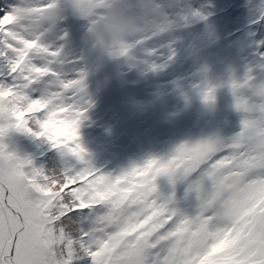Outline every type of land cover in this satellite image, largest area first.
Returning <instances> with one entry per match:
<instances>
[{
	"label": "rangeland",
	"instance_id": "rangeland-1",
	"mask_svg": "<svg viewBox=\"0 0 264 264\" xmlns=\"http://www.w3.org/2000/svg\"><path fill=\"white\" fill-rule=\"evenodd\" d=\"M237 1L87 0L88 10L82 14L77 0H0V16L17 7L56 4L51 16L33 17L21 25L26 38H39L42 46L60 53L57 57L52 53L32 55L36 66L48 67L50 72L25 91L32 99H48L61 93L62 102H71L76 110L84 109L78 129L62 118L70 106H57L41 127L48 136L13 129L0 137V143L21 159H31L36 168L44 166V159L57 149L69 167L76 170L86 165L62 152L76 155L73 149L80 145L90 165L113 178L150 159H170L186 143L217 139L230 143L242 131L245 119V114L236 108L232 82H243L251 74L257 84L264 83V34L258 38L259 43L263 41V49L254 51L253 60L242 59L234 68L224 65L230 55L225 48L249 24L245 15H234L231 20L224 17ZM260 4L259 0L249 4L251 10L258 9L253 24L264 17L262 10L255 7ZM3 39L0 36V45ZM29 43L35 46L36 42ZM12 58L11 54L0 55V83L22 84V78L11 73ZM82 73V93L63 89V82L80 79ZM209 86L215 89L212 101L205 99ZM8 95L0 93V101ZM249 96L253 103L261 102L251 90ZM28 108L34 114L44 112L50 105L33 101ZM27 114L21 111L17 120L23 121ZM33 128L38 130L35 125ZM199 179L197 175L176 177L173 183L169 176L157 174L154 183L162 201L170 199L171 207L180 216L195 218L202 210V196L211 190L210 182L205 183L203 193L193 190ZM77 193L81 208L114 205L117 196L99 187ZM90 215L86 213L83 218L85 227H91L94 239L103 241L102 247L91 254L104 256L112 245L110 235L116 232L119 218L90 221ZM45 219L47 224H33L28 229L35 233L36 240L25 255V264L37 259L42 264H70L81 255L79 248H72L73 255L66 257L57 248L65 243V237L58 238L50 216ZM216 223L228 226L227 221ZM118 238L128 237L122 233ZM79 264L90 261L84 257Z\"/></svg>",
	"mask_w": 264,
	"mask_h": 264
},
{
	"label": "snow or ice",
	"instance_id": "snow-or-ice-1",
	"mask_svg": "<svg viewBox=\"0 0 264 264\" xmlns=\"http://www.w3.org/2000/svg\"><path fill=\"white\" fill-rule=\"evenodd\" d=\"M55 7V3L17 7L0 16V36L4 38L0 55H12L11 73L23 80L22 84L0 83V93H9L6 100L0 101V137L13 129L48 136L41 127L57 106H70L62 118L79 128L84 109L76 110L71 102H62L61 93L48 99H32L25 91L50 72L48 67L36 66L32 55L52 53L57 57L60 53L42 46L39 38H26L21 25L33 17L51 16ZM77 7L85 14L87 0H77ZM30 40L36 42L35 46ZM231 87L236 108L245 119L242 131L230 143L219 139L186 143L170 159H150L115 178L91 166L80 145L73 149L76 155L62 153L77 158L86 167L48 174L33 167L31 159H21L0 143V264H25V255L36 240L35 233L28 229L33 224H47V214L57 235L65 234L61 245L64 255L71 257V249L79 248L81 255L70 264H79L84 257L90 264H264V83L257 84L249 74L243 82L233 81ZM84 88L83 73L80 79L63 82L64 90L82 93ZM249 90L261 102L253 103ZM214 93L209 86L205 99L214 100ZM33 101L48 103L50 108L33 114L28 108ZM21 111L28 114L18 121ZM157 174L169 176L173 183L176 177L197 175L200 179L192 189L200 193L210 182L211 190L202 196L201 213L195 218L182 217L171 207L170 199L162 201L154 183ZM90 187L115 192V204L81 208L77 190ZM47 189L53 195L44 196ZM49 201L53 205L50 208ZM74 212H80L79 218L72 216ZM86 213L92 214L90 221L119 218L116 232L110 235L112 245L104 256L91 254L102 247L103 241L94 239L91 227L84 226ZM217 220L227 221L228 226H219ZM122 233L127 234L126 240L118 238ZM32 264L42 262L37 259Z\"/></svg>",
	"mask_w": 264,
	"mask_h": 264
},
{
	"label": "trees",
	"instance_id": "trees-1",
	"mask_svg": "<svg viewBox=\"0 0 264 264\" xmlns=\"http://www.w3.org/2000/svg\"><path fill=\"white\" fill-rule=\"evenodd\" d=\"M243 1L244 2L242 3L241 0H238L234 5V7L230 11L224 14V17L230 20L234 15L237 14L245 15L246 18L249 20V24L245 29V31L237 37V39L235 40V42H233L232 45L225 48V53L227 52L226 50L228 49V53L230 54L227 60H224L225 63L224 65H226V68H230L232 66L233 68L236 67L238 61H241L242 59L251 58L253 60L256 56V53L254 51L255 50L260 51L261 49H263V41L259 43L258 38L262 36V34H264V17L259 21L258 24L256 23L253 24L251 21L255 19L254 15L258 9L251 10V8H249V4L251 0H243ZM259 1H261V4L259 6L255 5V7L259 8V10H262V14L264 16V0H259ZM220 45L224 46L225 44H220ZM214 49L215 50L218 49V46ZM44 160H45V165L42 166L41 168L44 169L45 172L48 174H60L65 169L71 168L69 167L68 163L63 159L62 154H59L57 152V149H54L50 153V156ZM48 190H49L48 193L44 191L43 194L53 195L52 190L51 189ZM52 206L53 205L51 202L49 208ZM79 215L80 212H74L72 214L74 218H79ZM47 216L49 217L50 214H47ZM84 220L85 219H83V224L84 226H86ZM54 231L56 233L55 229ZM57 236L59 239H61L62 237H65V234L61 232ZM61 245L58 244L57 248H60L62 250V253H64V250L61 248Z\"/></svg>",
	"mask_w": 264,
	"mask_h": 264
}]
</instances>
